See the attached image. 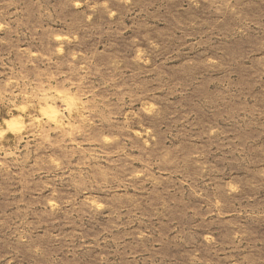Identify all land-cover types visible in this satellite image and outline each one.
I'll use <instances>...</instances> for the list:
<instances>
[{
    "label": "rangeland",
    "instance_id": "1",
    "mask_svg": "<svg viewBox=\"0 0 264 264\" xmlns=\"http://www.w3.org/2000/svg\"><path fill=\"white\" fill-rule=\"evenodd\" d=\"M0 264H264V0H0Z\"/></svg>",
    "mask_w": 264,
    "mask_h": 264
}]
</instances>
